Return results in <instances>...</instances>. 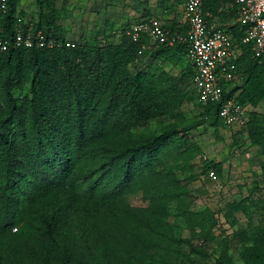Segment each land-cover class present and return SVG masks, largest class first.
Instances as JSON below:
<instances>
[{
    "label": "trees",
    "instance_id": "trees-1",
    "mask_svg": "<svg viewBox=\"0 0 264 264\" xmlns=\"http://www.w3.org/2000/svg\"><path fill=\"white\" fill-rule=\"evenodd\" d=\"M35 1L34 28L67 39L56 25L53 1ZM223 1L202 0V9L223 17ZM229 1L227 11L236 16L238 5ZM19 4L9 0L6 35ZM243 31L237 24L231 35L238 40ZM122 32L118 43L79 39L74 46L0 51V264H181L191 253L205 256L168 221L174 214L204 233L216 222L209 207L190 210L195 196L189 184L197 178L193 162L200 153L191 126L140 129L190 100L187 46L150 50L146 36L136 42ZM240 47L236 65L244 82L224 83V96L250 108L242 128L264 157V113L256 111L264 99V59ZM143 57L151 59L146 67ZM155 60L182 68H151ZM190 94L196 97L193 86ZM199 104L213 125L225 126L220 103ZM214 167L219 173L220 164ZM261 168L264 175V160ZM138 192L145 207L127 201ZM231 206L248 214L243 202ZM244 241L251 244L240 252L243 264H264V227ZM212 264L235 263L224 252Z\"/></svg>",
    "mask_w": 264,
    "mask_h": 264
},
{
    "label": "rangeland",
    "instance_id": "rangeland-1",
    "mask_svg": "<svg viewBox=\"0 0 264 264\" xmlns=\"http://www.w3.org/2000/svg\"><path fill=\"white\" fill-rule=\"evenodd\" d=\"M58 13L56 25L64 37L72 41L79 39L93 40L100 43L112 41L118 43L124 28L140 20V16L156 15V6L164 1L147 0H52ZM24 14L33 21H38L39 7L35 0H23ZM232 2L225 0L221 6L223 17L231 15L227 9ZM137 20V21H136ZM151 50L153 45H148ZM151 62L143 57L146 67ZM188 62L183 57V64ZM159 67L178 73L182 66L172 62L155 60L151 68ZM243 79L236 82L243 84ZM192 86L187 87L190 100L185 102L173 116H164L149 122L140 129L159 130L168 123L191 126L190 133L200 146V153L194 160L197 178L189 184L195 196L190 210L209 207L216 219L208 233L200 229H188L182 218L174 214L168 217L174 234L190 238L194 244H200L205 256L190 254V259L181 264H212L222 253L228 252L235 264H243L240 258L242 249L251 242L244 241L258 226L264 227V175L261 168L263 155L257 145L252 143L246 128L213 125L205 116L204 108L190 94ZM236 91L234 95L238 94ZM264 113V99L256 107ZM215 164H220L218 173ZM214 171L216 178L209 177ZM131 206L145 207L147 201L140 192L127 196ZM243 202L248 214L243 209L232 210V204ZM172 213V212H171Z\"/></svg>",
    "mask_w": 264,
    "mask_h": 264
},
{
    "label": "built area",
    "instance_id": "built-area-1",
    "mask_svg": "<svg viewBox=\"0 0 264 264\" xmlns=\"http://www.w3.org/2000/svg\"><path fill=\"white\" fill-rule=\"evenodd\" d=\"M181 7L186 27L170 30L156 16L137 21L124 30L133 41L143 36L150 45L187 46V58L193 66L192 86L197 102L206 105L218 102L219 117L227 127H245L248 118V106L234 97L224 96V83H236L240 77L236 60L241 54V45H248L252 57L258 61L264 59V0H235L238 8V21L243 26V35L236 40L221 26L210 23L202 9V0H169ZM9 0H0V51L10 47L54 48L61 45L74 46L70 39L60 40L42 29L34 28L33 22L25 21L16 14V23L10 35L5 34L3 16L6 14ZM141 54V51L138 52ZM209 177L216 178L214 171Z\"/></svg>",
    "mask_w": 264,
    "mask_h": 264
},
{
    "label": "crops",
    "instance_id": "crops-1",
    "mask_svg": "<svg viewBox=\"0 0 264 264\" xmlns=\"http://www.w3.org/2000/svg\"><path fill=\"white\" fill-rule=\"evenodd\" d=\"M139 1H142V3H144L147 0H139ZM163 1L164 2L162 4L161 3L157 4L156 15H152V14H149L147 16L141 15L140 20H142L148 16H156L161 20L163 25L170 30H174L176 28L184 29L186 27V24L184 22V15H183V11H182L181 7L172 3L169 0H163ZM123 2H124V0H123ZM125 2L128 3L129 0H126ZM151 2H154V0H151ZM18 8L21 12H23V10H25L23 0H20V4H19ZM22 16L24 17L25 21L33 22L27 17L26 14H24V12H23ZM206 18L210 23H215V24L221 26L222 28H224L229 34H231L232 32L235 31L237 24L238 25L241 24L238 21V13L236 14L235 18L230 17L229 19L222 17V16H212V15L206 13Z\"/></svg>",
    "mask_w": 264,
    "mask_h": 264
}]
</instances>
